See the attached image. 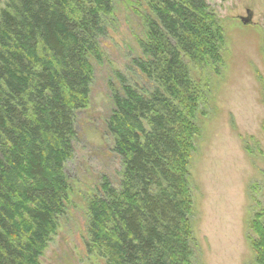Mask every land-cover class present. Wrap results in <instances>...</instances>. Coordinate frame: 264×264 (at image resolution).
I'll use <instances>...</instances> for the list:
<instances>
[{"label": "trees", "instance_id": "16d2710c", "mask_svg": "<svg viewBox=\"0 0 264 264\" xmlns=\"http://www.w3.org/2000/svg\"><path fill=\"white\" fill-rule=\"evenodd\" d=\"M118 1L6 0L0 9V264H38L66 218L76 113L90 101ZM122 1L138 31L129 74L112 69L100 118L120 171H101L84 197L83 239L104 264H192L188 167L205 93L189 64L216 67L223 30L205 0ZM250 227L254 262L264 264V216Z\"/></svg>", "mask_w": 264, "mask_h": 264}, {"label": "rangeland", "instance_id": "374dc122", "mask_svg": "<svg viewBox=\"0 0 264 264\" xmlns=\"http://www.w3.org/2000/svg\"><path fill=\"white\" fill-rule=\"evenodd\" d=\"M5 1L0 0V9ZM205 2L223 30L224 45L216 67L189 64L191 79L205 93L193 118L199 135L188 167L196 243L192 264H255L250 242L256 234L250 224L255 213L264 216V0ZM116 5L99 42L103 60L94 63L90 101L76 113L78 137L65 164L69 211L38 264H104L83 239V200L92 194L101 171L110 178L120 171L110 151L113 139L104 136L100 118L110 104L112 69L129 74L138 24L125 2ZM246 9L250 23L243 24L239 18L247 15Z\"/></svg>", "mask_w": 264, "mask_h": 264}, {"label": "water", "instance_id": "95a60500", "mask_svg": "<svg viewBox=\"0 0 264 264\" xmlns=\"http://www.w3.org/2000/svg\"><path fill=\"white\" fill-rule=\"evenodd\" d=\"M239 19L241 20V22H242L243 24H248V23H250V12L247 11V15H246L245 17H244V16H240Z\"/></svg>", "mask_w": 264, "mask_h": 264}, {"label": "flooded vegetation", "instance_id": "af4514ba", "mask_svg": "<svg viewBox=\"0 0 264 264\" xmlns=\"http://www.w3.org/2000/svg\"><path fill=\"white\" fill-rule=\"evenodd\" d=\"M247 10L249 11V9H246V11H247ZM249 12H250V11H249ZM250 15H251V12H250Z\"/></svg>", "mask_w": 264, "mask_h": 264}, {"label": "bare ground", "instance_id": "6f19581e", "mask_svg": "<svg viewBox=\"0 0 264 264\" xmlns=\"http://www.w3.org/2000/svg\"><path fill=\"white\" fill-rule=\"evenodd\" d=\"M103 58V57H102ZM103 60V59H102ZM205 64V63H204ZM210 64V63H209ZM94 70V69H93ZM191 122V121H190ZM117 171V170H116Z\"/></svg>", "mask_w": 264, "mask_h": 264}]
</instances>
